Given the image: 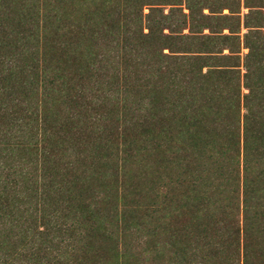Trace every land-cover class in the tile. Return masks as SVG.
<instances>
[{"label":"trees","instance_id":"1","mask_svg":"<svg viewBox=\"0 0 264 264\" xmlns=\"http://www.w3.org/2000/svg\"><path fill=\"white\" fill-rule=\"evenodd\" d=\"M186 2L191 15L202 12L203 7L199 6H203L204 0ZM161 4L172 5L169 0H0V107L24 106L23 111L29 112L31 121L38 120L40 125L42 119L38 127L44 134L40 140L28 138L31 128L24 125L28 121L23 118L12 124V134H5L4 144L10 146L19 133L23 137L20 140L30 147V155L28 163L20 166L0 161V176L7 171L10 180L1 184L3 192L13 191V195L0 199L1 232L10 226L15 228L23 217L27 223L40 220L45 226L50 224L51 214L56 220L61 217L58 210L45 209V196L41 203L38 200L39 191L42 195L46 188L50 191L63 173L50 141L52 118L57 119L55 127H62L60 120H66L64 115L51 112L53 106L66 104L58 102L59 98L63 95L74 98L76 91L83 98L90 91L124 94L123 101L132 96V116L135 114L132 126L143 130L137 143L129 146L128 158L123 163L126 173L127 162L132 161V174L138 181L129 192L132 217L127 210L115 214L124 231L118 234L103 220L105 215L97 210L83 214L84 208L76 206L77 219L68 231L81 230L82 226L84 229L87 216L105 224L111 238L120 234L127 237L132 231L133 239L125 241L129 254L124 261L119 258L121 254H116L118 245L110 247L118 257L112 260L110 252L96 253L102 252L105 245L90 239L81 241L82 247L73 248L72 254L77 255L76 259L81 254L79 264H89L87 257L97 260L92 261L95 264H240V257L243 264H264V42L262 37L258 41L260 33L251 29L245 35L249 53L245 57L244 75L236 70L238 65L206 73L203 66L190 71L179 66L175 71L172 67L180 59L182 65L183 60L192 59L185 63L193 67L194 59L203 58H176L180 52L174 51V45H168L167 41H183L187 37L180 32L175 36L164 34L165 28L170 33L178 28L171 29L166 16L158 17L160 11L152 7ZM245 5L253 7L248 0ZM75 6L79 9L75 10ZM122 6L124 14L118 16ZM146 6L150 8L145 15ZM77 11L83 15L79 16ZM85 16L94 17L97 27L102 25L96 19L98 16L117 24L123 16L125 23H119V27H125L126 31L120 33L128 35L129 40L119 45L114 42L113 31L109 33L110 40L95 35L90 40L76 36L75 30L81 28L79 23ZM194 23L204 28L197 19ZM57 35L55 42L52 37ZM222 39L231 40L235 46L238 37L223 35ZM166 49L168 54L164 53ZM130 51L132 72L128 78L137 73L143 77L138 78L132 89L129 82L121 88L113 53L126 57ZM207 53L215 52L207 49ZM77 80L82 84L80 88ZM141 88H145L144 95ZM242 89L248 92L243 93ZM91 105L83 103L86 109ZM17 122L21 132L16 128ZM145 123L151 132L145 131L148 129ZM109 151L97 153L100 158L111 159ZM107 163L111 169L112 161ZM135 166L139 169H134ZM229 219L233 220L227 222ZM32 225L28 227L32 233L30 245L39 253L48 248L51 234L44 230L38 235L32 231ZM57 227L62 231L60 224ZM79 236L84 237L82 233Z\"/></svg>","mask_w":264,"mask_h":264},{"label":"rangeland","instance_id":"2","mask_svg":"<svg viewBox=\"0 0 264 264\" xmlns=\"http://www.w3.org/2000/svg\"><path fill=\"white\" fill-rule=\"evenodd\" d=\"M169 1L172 3L171 6L161 4L152 7L160 11V13L157 14L158 17L163 15L167 17L166 22L169 26L172 25L170 26L171 29L172 27L173 29L174 27L178 28V30L174 31L175 33H170L169 28H165L164 34H172L175 36L181 33L180 35L186 36L187 38L183 39V41L180 39H171L170 42L167 41V44L171 46L174 45V51L180 52L175 55L178 56L176 58H203L201 61L194 59L195 64L193 67L185 63L192 61V59L183 60V65L180 59L178 60L179 64L174 63V67H172L175 71L180 69L179 66H183L185 71L203 66V73H206L210 69L214 71L226 70L233 68L234 65H238V67H235L236 70H240L242 75L246 73L244 62L249 50L246 47L245 35L249 32V29H251L252 31L258 32V34L260 33L259 36L255 38L259 41V38L262 37L261 42H264V0H248L250 5L253 6L252 8L246 7V0H204L202 3L203 6H199V8L203 7L202 12L197 11L192 15L187 9L186 0ZM178 1L181 2L179 3ZM149 8V6H146L143 10L145 15L149 13ZM74 9L78 10L79 8L75 6ZM124 9L125 8L122 6L117 15H123ZM77 13L79 16L83 15L79 11H77ZM203 14L205 16H203ZM102 15L103 14H101V16ZM122 17L121 21H118L117 24V21L113 23L111 20H104V18L101 19L100 16H98L96 19L102 24L99 25V27L95 24L93 20L94 17L92 19L87 16L82 17L79 23L81 28H76L75 35L81 36L84 40H90L92 35L100 39L110 40L111 34L109 33L113 31V33H115L114 42L123 45L129 39L126 38L128 35L123 33L125 34L123 36L120 33L122 30L126 31L125 27H123L124 29L119 27V23L120 25L125 23ZM194 19H197L203 24L204 28L200 29L199 26H196L195 23L197 22L194 23ZM115 28H117L116 30L120 35V39H117V32L114 31ZM130 31L129 34L132 36V30ZM232 31L233 33H231ZM144 33L147 34L148 30L145 29ZM223 35L234 38L238 37V39L234 41L236 45L234 46L231 40L224 41V39H222ZM58 38V35L57 37L53 36L52 40L56 42ZM207 49L215 53H207ZM164 53L168 54L169 50H164ZM113 54V56H115V66L117 65L116 68H118L120 72L119 81L117 80L118 83H120V87L124 88L125 83L129 82L132 89V85L137 84L138 78L143 77L142 73H137L134 74L133 77L131 75L130 79L128 78L129 73L132 72V68L130 67L132 66V51H130V54H126V57H122V55L115 52ZM124 59H127L128 64L126 61L125 63L123 62ZM124 75H127L126 77L128 79H126ZM215 76L217 77L218 75L215 74ZM76 85L80 88L82 84L77 80ZM140 90L142 91V95H144L145 88H141ZM242 90L243 93L248 92L246 89ZM73 97L74 98H69L63 95L59 98L58 102L62 103V101H65L66 104L59 105V107L53 106V109H51L52 113H58L62 117L64 115V119H66L60 120V123L63 124L62 127H55L57 119L52 118L54 124H52L50 128L52 132L50 141L58 158L57 163L63 173L55 180L50 191L46 188V193L43 195L41 194V190L38 193V200L40 203L41 199L45 196L43 200V202H45V209L49 212L58 210L61 217L56 220V217L51 214L52 220L50 221L49 219V227L47 225L46 227L40 220L35 222V224L32 223L33 225L27 223L25 217L22 218L23 220H19L17 224L13 223L16 224L15 228H11L10 226V228L3 229L1 232L0 227V262H6V264H79L81 254L80 257L76 259L75 257L77 255H72L73 248H78V246L82 247L83 243L87 242L88 239L93 240L98 245H105L102 252H96L97 255H107L110 252L113 256L112 260H117L118 257H115L117 255H114V252L110 251V247L115 248L117 245L118 251L116 254H121L119 258L123 261L129 254V246H126L125 241L132 242V231L127 233V237L125 234H120L116 238H111V231L108 230L105 224L99 223L98 220L91 217L88 218L87 216H85L87 222L85 220L83 221L85 225L84 229L83 226L80 228L81 230L75 229L78 232H74L72 229L68 231V229L72 228L74 225L73 222L77 219L74 211L81 207L84 208L83 214H91V212L95 210L99 211L100 214L106 216L102 218L108 223L109 227L117 230L116 233L118 234L124 233L120 227L121 223L117 221L118 219H116L115 214H120L126 210L128 214L132 212V194L129 192L132 189V184H137L138 181L135 180L132 174V161L130 160L131 163H129L130 161L127 162L126 167H128L129 171L126 173L123 170V163L128 158V151H130L129 149L131 148L129 146L132 143H137L143 131L140 127L132 126V117L135 115L132 116V112H134L132 110V96L127 101H123L125 97L124 94H119L118 96L105 95L100 92L90 91L83 98L80 97L79 92L77 93L76 91ZM85 101L92 104L89 109L83 106ZM23 107L24 106L17 107V105L13 108L7 107L6 105L4 108L2 106L0 107L1 163L3 161H9L10 164L16 166L28 163L27 158L30 155V147L26 144V141L20 140L23 137L18 136L17 134L19 133L16 132L15 140L10 146L4 144L7 139L5 134H12L14 131L12 124L16 122L18 118H23V120L26 119L28 121L24 123V125L29 124V128H31L28 138L34 137L40 140L41 137H44L43 130L38 127L42 124V119L40 120V125L38 120L31 121V118L28 117L29 112L23 111ZM92 107L94 109H91ZM244 112L243 110L242 113ZM142 124L143 123H141V125ZM15 125L17 129H20L18 122ZM145 127L148 128L147 123H145ZM154 128L157 129L156 127ZM150 129L151 128L145 129V131L151 132ZM102 150H110L112 152L111 159H106L104 157H102L103 159L100 158L98 153ZM242 160L243 153L239 159L241 165L239 168L240 182L243 180L244 176ZM108 161H112L111 169L107 163ZM66 167H68V169ZM135 167L134 169H139ZM141 167H143V165ZM10 179H12V177H10ZM132 181L134 182L132 183ZM4 182H10L7 171L4 173L1 172L0 176L1 200L2 198L5 199L6 196L13 195L12 190H10L9 193L3 192L4 189L1 184ZM125 187L128 188L127 191ZM1 200L0 207H2ZM74 207H76L75 210ZM2 211H4V208H2ZM53 216L55 217L54 219ZM79 216L81 215L77 217ZM144 217L145 215L141 218L144 219ZM239 217L241 220L242 215L240 214ZM185 219H188V217H185ZM232 220L229 219L227 222H231ZM57 224H60L62 231L57 229ZM145 224L147 225V223ZM31 225L34 228L32 231L38 235L44 230L48 231L46 234H51L50 239L47 240L48 248H46V250H41L39 253L32 250L30 245L32 233L28 230V227ZM27 233L28 235H26ZM80 233H82L84 237L81 238L79 236ZM227 236L228 235L225 237ZM113 243L115 245H113ZM130 256H132V253H130ZM99 257L102 259V256ZM87 259L89 264H95L93 262L97 261L89 259V257H87ZM121 259H119L120 263L122 262ZM241 260L242 257H240V264H243ZM101 264L106 263L102 262Z\"/></svg>","mask_w":264,"mask_h":264}]
</instances>
